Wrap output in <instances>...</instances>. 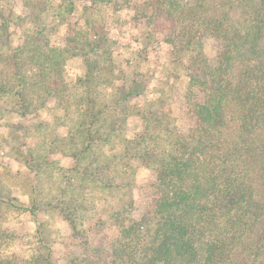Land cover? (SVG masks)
<instances>
[{
  "label": "clouds",
  "instance_id": "1",
  "mask_svg": "<svg viewBox=\"0 0 264 264\" xmlns=\"http://www.w3.org/2000/svg\"><path fill=\"white\" fill-rule=\"evenodd\" d=\"M0 264H264V0H0Z\"/></svg>",
  "mask_w": 264,
  "mask_h": 264
}]
</instances>
